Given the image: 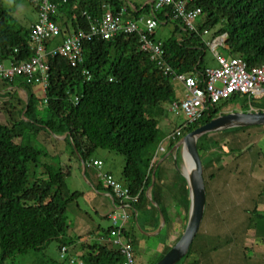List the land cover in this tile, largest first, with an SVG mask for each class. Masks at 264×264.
I'll return each mask as SVG.
<instances>
[{"label": "trees", "instance_id": "obj_1", "mask_svg": "<svg viewBox=\"0 0 264 264\" xmlns=\"http://www.w3.org/2000/svg\"><path fill=\"white\" fill-rule=\"evenodd\" d=\"M5 1L0 0V63L29 60L33 55L31 28L37 20L28 27L16 25ZM24 1L38 15L42 0ZM152 1V8L131 11L127 0H68L66 3L49 0L57 8L53 21L62 39L87 29L85 13L91 17L100 16L103 6L108 4L114 12L125 10L127 18L140 24L141 15H150L159 27L170 25L172 32L168 38L157 40L156 32L152 38L162 43L165 61L178 74L203 78L211 68L205 59L209 42L222 36L227 37L228 48L224 51L228 56L241 58L249 67L264 65V0H175L187 1L189 9H201L197 32L190 31L175 18L173 6L156 10ZM83 51L80 65L73 66L64 58L48 60L50 71L44 99H39L33 86L24 84L21 78L13 82L0 80V264H7L18 255L45 253L54 242L59 252L62 246L68 245L62 241L68 230V209L78 203L83 193L70 192L67 187V177L72 173L70 164L44 162L56 156L36 146L42 134L56 143L62 139L86 171L97 150L123 157L121 181L139 197L138 203L129 207L131 219H135L141 206L151 202L158 204L154 198L151 201L147 198L148 189L159 182L158 169L161 167L156 162L151 168V161L164 138L159 122L171 113L170 106L167 111L165 105L181 99L180 88L140 51L137 34L86 42ZM84 70L90 73V80L83 76ZM76 96L79 97L77 104L73 101ZM262 98L264 100V95ZM254 99L249 103L247 97L235 95L210 106L201 122L186 126L180 139L168 142L162 157L167 156L166 160L179 152L180 141L185 136L227 114L237 103H241L246 112L250 109L264 111V101L258 103ZM183 123L179 127H183ZM212 135L214 133L206 134L198 141L203 164V154L219 146L216 141H208ZM247 150L251 152L253 148ZM257 154L262 158L261 150ZM204 180L207 192L205 175ZM154 211L164 216L158 208ZM111 229L112 226L109 232ZM127 232L128 227L126 236ZM191 251L192 246L177 264L186 260ZM82 260L85 264L123 263L117 248L109 249L99 243L90 244Z\"/></svg>", "mask_w": 264, "mask_h": 264}, {"label": "built area", "instance_id": "obj_2", "mask_svg": "<svg viewBox=\"0 0 264 264\" xmlns=\"http://www.w3.org/2000/svg\"><path fill=\"white\" fill-rule=\"evenodd\" d=\"M63 2L66 3L67 0H63ZM154 3L156 10L173 6L175 18L190 31L197 32L195 23L202 13L200 9H189L187 1L154 0ZM103 10L102 15L95 17L85 13L87 25L90 28L88 30L80 29L75 34L62 39L59 27L52 20L57 13V8L49 0H42L38 22L32 27L30 35L33 43L32 61L12 64L7 69L0 64V80L13 82L15 77L23 78L27 84L40 85L46 91L50 70L49 59L64 58L73 66L80 65L83 63V50L86 42L109 41L118 35L137 34L140 51L146 53L151 63L165 76H169L174 82L181 84L185 91L182 100L174 101L170 105L171 114L177 118L183 117L184 125L170 133L166 138L167 142H176L182 137L183 129L186 126L201 122L210 106L228 100L235 95L247 97L249 103L252 97L264 95V65L249 67L240 58L218 56L216 58L218 66L206 70L202 79L197 75L178 74L165 61L162 43L152 38L159 27V23L155 19L148 17L142 20L141 25L139 22L127 18L125 10L114 12L108 4L103 6ZM50 43L59 44L47 52L45 47ZM83 76L90 80L88 71L84 70ZM73 101L77 104L79 97H74ZM164 151V147L160 145L153 157L151 168L157 162L159 154ZM89 166L95 169L96 176L102 186L112 191L119 206L117 212L110 216L112 230L109 242L119 249L123 257L122 264H136L133 247L125 234V229L130 221L127 209L137 204L139 197L133 195L127 187L105 172L102 161H94ZM60 259L62 262L70 264H82L78 258L70 256L67 247L62 248Z\"/></svg>", "mask_w": 264, "mask_h": 264}, {"label": "crops", "instance_id": "obj_3", "mask_svg": "<svg viewBox=\"0 0 264 264\" xmlns=\"http://www.w3.org/2000/svg\"><path fill=\"white\" fill-rule=\"evenodd\" d=\"M127 4L131 11H141L146 7L152 8L153 1L127 0ZM129 16L134 17L132 14H129ZM149 16L141 15L142 18L140 20H145ZM166 26L171 27L170 25H162L160 27ZM171 32L172 27L170 29V34ZM156 39L161 40L158 38ZM52 46H54V43H50V47ZM178 84L179 83H177V87L180 88V96L182 98L184 96V90L182 85L179 84V86ZM20 94L25 95L24 92H20ZM169 106L170 104L167 107L169 108ZM179 126L169 121L164 126V138ZM59 142L61 144L57 143V151H60L59 147L64 144L62 139H59ZM63 146L64 151L68 150L69 147L66 144ZM45 149L48 150V148ZM57 153H50V155L57 157ZM162 156L159 159L160 166L166 161L165 157ZM71 157L70 165L72 171L74 169V175L77 179L78 189L76 191L82 192L83 194L78 200V203L71 205L68 209V230L62 241L68 244L67 246L72 256L82 259V257L87 254L88 247L92 243L107 245L109 249H115L109 242V229L112 225L109 223L108 228L105 229L102 224L97 222L96 218H106L108 222L110 220L109 216L116 212L119 206L110 191L104 188L98 180L95 169L89 166L86 171L82 162H79L74 154H72ZM115 158L116 157H113L110 152L97 150L92 156L90 164L97 160L102 161L104 163V171L111 173L116 179L121 180L125 161L122 162L120 159ZM73 159H75V165L72 164ZM109 160H112L114 164L118 165L120 178H118L116 172L109 167ZM177 165L178 163H175L176 168ZM218 167L217 170L220 171L210 175L212 182L216 177H220L221 170H224V167ZM228 172L230 173V171ZM177 173L178 171L172 167H160L158 169L159 182L154 188L152 187L147 191V198L149 201L154 198L158 204L151 202L150 205L141 206L140 210L135 213V219L132 217L131 222L127 225V236L132 241L137 264L138 261L140 264L156 263L169 248L176 244L182 232L186 229L191 211L190 190L188 183H186L187 180L178 176ZM208 188L207 201L209 195L213 198L214 203L210 205L206 201L204 218L197 235L200 240L197 241L198 238L196 237L197 240L195 239L193 242L192 251L183 264H264V214H256L253 211L256 209V206L251 212H246V210L243 209L242 217L232 225L233 229L231 231L233 236H235L234 230H236L240 236L243 237L241 246L239 247V254H237L236 251L235 253L230 252L229 255L226 256V254L218 251L219 242L226 240L227 236L224 237L218 232L221 222L223 223V218H217L218 214H215L214 209L220 211L222 216L223 210H225V208H227V210L230 209V206L218 203L226 201L225 199L227 197L225 193L221 191V188L214 185L212 188ZM152 206L163 211L164 216L162 214H156L154 211L155 208L153 210ZM210 211L213 212L210 213ZM92 213L95 214V217ZM206 214L209 217H207ZM255 215L257 216V220L253 221V216ZM231 223H233V221H231ZM140 227L144 228V231H141ZM147 240H156L157 244L155 246L153 244L150 245ZM228 240L231 239L228 238ZM250 249L253 250L251 254L249 252ZM56 251L59 258V251L57 248ZM247 254H250L251 257L248 258ZM65 263L70 264L69 262Z\"/></svg>", "mask_w": 264, "mask_h": 264}, {"label": "rangeland", "instance_id": "obj_4", "mask_svg": "<svg viewBox=\"0 0 264 264\" xmlns=\"http://www.w3.org/2000/svg\"><path fill=\"white\" fill-rule=\"evenodd\" d=\"M5 7L11 14L14 20L13 23H16V25H21V26L23 25L28 27L31 23L38 20V15H36L33 12L32 8L24 0H6ZM170 29L171 27H167V26L159 27L156 30V38L158 39L167 38L168 36H170ZM226 39H227L226 36H222V37H218L212 43L209 42L210 44L205 59L208 67H211L210 69L216 68L218 66L216 60L217 56H228L224 51V49L228 48L226 45ZM57 44L59 43H54V46ZM33 91L39 99L45 98L43 89L40 86L33 87ZM253 98L254 97H252L251 99ZM255 99L254 101L258 103L264 101L262 96H257L255 97ZM165 108L168 111L167 105H165ZM240 111L246 112V109L244 107H241V103H237L235 107H231L228 109L227 114L232 112H240ZM2 119L6 120L4 115H2ZM169 121L175 124L176 126H179L184 122V118L183 117L177 118L173 114L168 112V115L163 117L159 122V126L163 132L165 130L164 126ZM163 137L164 135L162 136V138ZM162 138L160 137V140ZM52 139L53 138H50L45 134H42L38 138V143L36 145L38 148L41 149L48 148L50 153L56 154L58 152L57 154L59 155L58 157H51L48 159H44V162L53 165L71 164L70 161V159L72 158L71 149L68 148V150L64 151L63 145L65 144H63L61 145V147H59L60 151H57L58 149L57 143ZM208 141L209 142L216 141L219 143V146L203 154L204 163H205L204 175L206 176V179L209 184L208 189L212 188L213 185L218 188H221L222 189L221 191L225 193V196L227 197L225 199L226 201H221L218 203H220L221 205L230 206V209L227 210V208H225V210H223L222 216L220 211L214 209L215 214H218L217 218L219 219L221 217L223 218V223L221 222V226L219 227L218 232L224 237L227 236L226 239L227 241L224 240L219 242L218 251L226 254V256L229 255L230 252L235 253L236 251L237 254H239V247L241 246L243 237H241L238 231L236 230H234L235 236L231 234V231L233 229L232 225L242 217L241 215L243 209H245L246 212L248 211L251 212V210L254 209L256 206V209L253 211L258 215L264 214L263 213L264 212V128L250 127L249 129L237 130L236 132H233L232 130L215 132L214 135L210 136ZM160 145H162L165 149H167L168 142L165 140V138H163L161 143L158 145L156 151L158 150ZM248 147H252L253 150L251 152L248 151L247 150ZM260 150L262 151V158L260 157V155L258 156L257 154ZM174 153L176 158L175 156L168 157L166 161L163 162L161 167L162 168L172 167L178 171L177 173L178 176H180L183 179H186L185 177L186 175L184 174L185 164L183 160V148H181L179 152L176 151ZM111 155L113 157H116L117 159H120L122 162L124 161V158L121 156L115 155L114 153H111ZM162 155L164 154H161L160 157ZM159 159L157 160L158 162L157 165H159ZM175 163H178L177 168L175 167ZM72 164L75 165V159L72 160ZM108 165L109 167L112 168V170L116 172L117 174L116 176L120 178V171L118 165L114 164L112 160L108 161ZM217 167L218 168L224 167V170H221L220 173L221 176L216 177V179H214L213 181L214 182L213 184L210 175L212 173H218L220 171L217 170ZM227 170L230 171V173ZM117 180L123 183L121 180L119 179ZM67 187L70 190V192H75L78 189L77 179L74 175V169L71 175L67 177ZM207 202L210 205L214 203L213 198H211V196L209 195ZM211 212L213 211H210V213ZM92 215L95 217L94 213H92ZM96 220L98 223L102 224L103 228L105 229L108 228L109 223L111 225V221L109 219L108 222L106 218H96ZM256 220H257V216L255 215L253 216V221ZM231 221H233V223H231ZM228 238L231 240H228ZM199 240L200 238H198L197 241ZM147 241L150 245L153 244L155 246L157 244L156 240H152V241L147 240ZM56 248H57V242H54L53 244L50 245V247L45 253H31L24 256L18 255L14 258L13 261L11 260L8 261L7 264H53V262H57L59 264H66L65 262L61 261L60 257L58 258ZM249 252L251 254L253 250L250 249ZM250 254H247L248 258L251 257ZM79 260L82 261V264H85L82 259L79 258ZM184 261L180 264H183ZM138 264H140L139 261Z\"/></svg>", "mask_w": 264, "mask_h": 264}, {"label": "water", "instance_id": "obj_5", "mask_svg": "<svg viewBox=\"0 0 264 264\" xmlns=\"http://www.w3.org/2000/svg\"><path fill=\"white\" fill-rule=\"evenodd\" d=\"M248 127H264V111H240L221 115L195 129L180 141L182 148L186 147L188 150L193 165L189 178L187 175L185 176L190 190L191 211L182 237L157 264H177L185 258L202 225L207 193L204 180V164L198 150L199 139L210 133Z\"/></svg>", "mask_w": 264, "mask_h": 264}, {"label": "bare ground", "instance_id": "obj_6", "mask_svg": "<svg viewBox=\"0 0 264 264\" xmlns=\"http://www.w3.org/2000/svg\"><path fill=\"white\" fill-rule=\"evenodd\" d=\"M63 1V0H62ZM68 1V0H67ZM177 2V1H176ZM64 3V2H63ZM56 7V6H55ZM39 9H40V7H39ZM201 10V9H200ZM202 12V11H201ZM57 14V13H56ZM202 14V13H201ZM200 17H201V15H200ZM199 17V18H200ZM38 18H39V12H38ZM198 18V19H199ZM197 19V20H198ZM52 20H53V18H52ZM37 22H38V20H37ZM196 23H197V21H196ZM196 23H195V25H196ZM36 24V23H35ZM34 24V25H35ZM33 25V26H34ZM32 26V27H33ZM58 26V25H57ZM90 28V26L88 25V28H87V30ZM32 29V28H31ZM58 45V44H57ZM57 45H55V46H52V47H50V46H46L45 47V50L47 51V52H49V51H51L52 49H54ZM17 52V51H16ZM164 52H165V50H164ZM21 54V53H20ZM218 57V56H217ZM221 57H230V56H221ZM233 58H237V57H233ZM239 58V57H238ZM241 59V58H240ZM32 61V58H30L29 60H23V61H20V62H18V63H16V62H14V61H12V62H10V63H8V64H2V63H0L4 68H10L11 66H12V64H19V63H29V62H31ZM208 69H210V68H208ZM50 71V70H49ZM17 78L18 77H15L12 81H15V80H17ZM201 78V77H200ZM19 79V78H18ZM23 81H24V79L23 78H21ZM87 79V78H86ZM202 79V78H201ZM173 81V80H172ZM7 82V81H6ZM174 82V81H173ZM24 84H26V82L24 81L23 82ZM176 83V82H175ZM181 85V84H180ZM33 87L34 86H40V85H32ZM41 87V86H40ZM48 87V86H47ZM42 88V87H41ZM182 88H183V86H182ZM43 89V88H42ZM47 90V89H46ZM183 90H184V88H183ZM43 92H44V94H46V91H44L43 90ZM184 95H185V91H184ZM184 98V96L180 99V100H182ZM179 101V100H178ZM174 102V101H173ZM171 105V104H170ZM170 134V133H169ZM168 134V135H169ZM167 135V136H168ZM167 138V137H166ZM166 140V139H165ZM165 149V148H164ZM157 152V151H156ZM155 152V153H156ZM165 152V151H164ZM163 152V153H164ZM163 153H161V154H163ZM161 154H159V157H160V155ZM155 155V154H154ZM154 157V156H153ZM159 157H158V159H159ZM153 160V159H152ZM183 160H184V174L185 175H187L188 176V178H189V175H190V172H191V169H192V167H193V165H192V161H191V159H190V156H189V153H188V150L186 149V147H183ZM151 163H152V161H151ZM104 164V163H103ZM108 173V172H107ZM109 174H111V173H109ZM112 175V174H111ZM113 176V175H112ZM114 177V176H113ZM115 178V177H114ZM116 179V178H115ZM117 180V179H116ZM118 181V180H117ZM118 182H120V181H118ZM121 183V182H120ZM123 184V183H122ZM129 189V188H128ZM109 191H110V193H111V195L113 196V194H112V191L110 190V189H108ZM130 191V190H129ZM114 197V196H113ZM116 201V200H115ZM118 204V203H117ZM133 207V206H132ZM128 210V213H129V208L127 209ZM117 212V211H116ZM116 212H114V213H116ZM114 213H112V214H114ZM111 214V215H112ZM110 215V216H111ZM129 215H130V213H129ZM110 216H109V218H110ZM111 221V220H110ZM130 221H131V215H130ZM129 221V222H130ZM129 224V223H128ZM112 225V224H111ZM111 244V243H110ZM112 245V244H111ZM113 246V245H112ZM63 247H67L68 249H69V247L68 246H62V248ZM113 247H115V246H113ZM133 247V246H132ZM62 248H61V250H62ZM115 248H117V247H115ZM118 249V248H117ZM61 250H60V252H59V257H60V253H61ZM119 250V249H118ZM133 251H134V249H133ZM69 254H70V249H69ZM70 256L71 257H74V256H72L71 254H70ZM134 256H135V253H134ZM75 258V257H74ZM136 260V259H135ZM68 264V263H67ZM137 264V263H136Z\"/></svg>", "mask_w": 264, "mask_h": 264}]
</instances>
